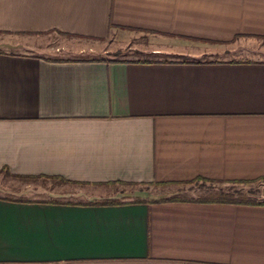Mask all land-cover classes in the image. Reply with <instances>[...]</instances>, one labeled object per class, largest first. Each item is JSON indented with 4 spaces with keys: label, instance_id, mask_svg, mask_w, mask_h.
<instances>
[{
    "label": "crops",
    "instance_id": "1",
    "mask_svg": "<svg viewBox=\"0 0 264 264\" xmlns=\"http://www.w3.org/2000/svg\"><path fill=\"white\" fill-rule=\"evenodd\" d=\"M49 31L157 44L47 58L0 38V170L81 187L0 194V264H264V205L119 188L264 176V0H0L1 34Z\"/></svg>",
    "mask_w": 264,
    "mask_h": 264
},
{
    "label": "rangeland",
    "instance_id": "2",
    "mask_svg": "<svg viewBox=\"0 0 264 264\" xmlns=\"http://www.w3.org/2000/svg\"><path fill=\"white\" fill-rule=\"evenodd\" d=\"M11 37L12 41L21 42L20 45L14 46V50H20L21 52H27L31 54L41 55L47 58H84V57H112L113 60H121L122 58L132 56L134 47L153 48L155 44L152 42L153 37L148 36L145 40L134 39L138 42H131L129 44H119L116 46L110 43V40L104 39L103 41H90L81 37L67 35L55 31H49L38 34H27L8 36L0 33V38ZM91 47V48H90ZM118 50L111 55L110 51L114 48ZM115 48V49H116ZM125 53V54H123ZM5 172H0V194L7 195L13 194L20 197H50L54 196L48 191V188H54L60 191L62 190H75L81 187L64 185L55 183L48 179H41L39 177H33L32 179L19 178L13 176L10 178ZM110 189L111 187L103 186ZM121 190L126 191L124 194L137 193V189H143L147 194H157L159 191L167 192V194L173 196H181L183 198L201 197L206 196L208 193L216 191H232L240 192L247 198L255 200L264 199V181H259L251 184H232L221 181L213 182H191L179 185H122L119 187ZM122 193V194H123ZM129 196V195H127ZM73 197L68 195V198Z\"/></svg>",
    "mask_w": 264,
    "mask_h": 264
},
{
    "label": "trees",
    "instance_id": "3",
    "mask_svg": "<svg viewBox=\"0 0 264 264\" xmlns=\"http://www.w3.org/2000/svg\"><path fill=\"white\" fill-rule=\"evenodd\" d=\"M0 172H5L7 175H12L9 171L6 169H1ZM15 177L19 178H33L27 177V176H21V175H12ZM61 182H65L64 179H60ZM213 182V179H207L203 177H196L191 180H186V181H165V182H154V183H149L146 185H158V186H166V185H179V184H186V183H191V182ZM259 181H264V176L258 177L255 179H236V180H228L225 181L227 183H232V184H251ZM67 182V181H66ZM137 201H142V200H132L131 202H137ZM166 201H197V202H215V203H235V204H251V205H264V199L261 200H255L252 198H247L244 197L243 195H240V192L237 191L232 192V191H216V192H211L208 193L206 196H201V197H192V198H183L181 196H170L167 198H161V199H156L153 200V202H166ZM120 202L117 199H105L102 200L100 203H117Z\"/></svg>",
    "mask_w": 264,
    "mask_h": 264
}]
</instances>
